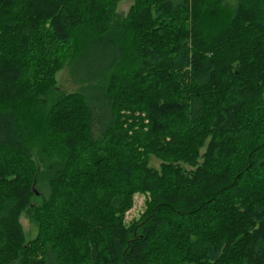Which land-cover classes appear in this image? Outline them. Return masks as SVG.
<instances>
[{
	"label": "trees",
	"instance_id": "1",
	"mask_svg": "<svg viewBox=\"0 0 264 264\" xmlns=\"http://www.w3.org/2000/svg\"><path fill=\"white\" fill-rule=\"evenodd\" d=\"M121 1L0 0V264H264V0Z\"/></svg>",
	"mask_w": 264,
	"mask_h": 264
},
{
	"label": "rangeland",
	"instance_id": "2",
	"mask_svg": "<svg viewBox=\"0 0 264 264\" xmlns=\"http://www.w3.org/2000/svg\"><path fill=\"white\" fill-rule=\"evenodd\" d=\"M133 0H122L118 4V10L123 13H127L130 6L133 4ZM57 84L59 87H62L66 90L72 91L78 89L79 85L75 84L69 77L68 73V66L66 65L64 68L59 70L56 74ZM152 163L154 166L159 165V161L156 159H152ZM147 195L144 193H136L134 197V206L132 209H130L127 214L126 218L127 220H131L132 218H138L142 212L145 210V201H146ZM37 199L35 198L34 201ZM39 201V200H38ZM21 224L23 226V229L25 231V235L27 239H32L37 234V226L34 222L31 221V219L28 217L27 214H23L21 216Z\"/></svg>",
	"mask_w": 264,
	"mask_h": 264
}]
</instances>
